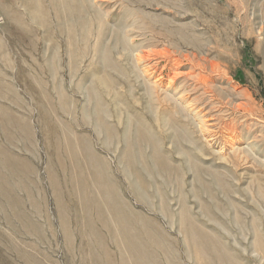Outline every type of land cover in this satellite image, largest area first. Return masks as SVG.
Here are the masks:
<instances>
[{"label":"rangeland","instance_id":"1","mask_svg":"<svg viewBox=\"0 0 264 264\" xmlns=\"http://www.w3.org/2000/svg\"><path fill=\"white\" fill-rule=\"evenodd\" d=\"M0 264H264V0H0Z\"/></svg>","mask_w":264,"mask_h":264},{"label":"bare ground","instance_id":"2","mask_svg":"<svg viewBox=\"0 0 264 264\" xmlns=\"http://www.w3.org/2000/svg\"><path fill=\"white\" fill-rule=\"evenodd\" d=\"M208 130V129H207ZM96 216V215H95ZM101 217V216H100ZM192 232V231H191ZM194 234V233H193Z\"/></svg>","mask_w":264,"mask_h":264}]
</instances>
